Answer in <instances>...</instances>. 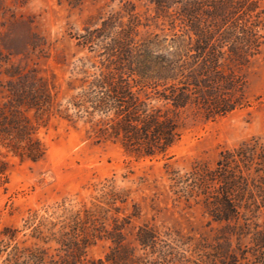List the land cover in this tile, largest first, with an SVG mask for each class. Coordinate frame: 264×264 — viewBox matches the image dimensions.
<instances>
[{
	"label": "rangeland",
	"instance_id": "374dc122",
	"mask_svg": "<svg viewBox=\"0 0 264 264\" xmlns=\"http://www.w3.org/2000/svg\"><path fill=\"white\" fill-rule=\"evenodd\" d=\"M260 6L264 9V0ZM170 22L165 11L146 0H0V102L10 98L7 81L25 74L45 80L55 98L50 111L39 112L36 120L33 111L24 112L34 128L40 126L34 137L45 150L41 159L22 161L0 139V240L6 229L21 230L34 212L44 215L59 206V215L62 208H86L103 223L105 235L116 220L124 241L118 247L97 240L87 248L85 262L112 264L106 260L113 258L117 264H257L249 253L253 245L248 232L255 223L262 227L264 213L257 220L246 215L250 222L239 248L233 237L235 253L219 259L215 251L222 225L212 222L199 199L182 193L173 179L195 164L213 168L223 149L264 138V44L246 72L249 105L213 121L184 114L181 138L164 156H129L111 142L95 143L85 118L77 120L67 107L81 81L106 72L111 58L105 47L112 40L129 32L133 42L156 35L167 44L179 30ZM259 28L264 38V21ZM95 30V45H80L78 38ZM105 185L125 203L105 200ZM140 229L152 231L145 248L136 241ZM28 233L19 232L16 241L26 240ZM4 258L2 254L0 263Z\"/></svg>",
	"mask_w": 264,
	"mask_h": 264
},
{
	"label": "trees",
	"instance_id": "16d2710c",
	"mask_svg": "<svg viewBox=\"0 0 264 264\" xmlns=\"http://www.w3.org/2000/svg\"><path fill=\"white\" fill-rule=\"evenodd\" d=\"M146 1L165 11L178 33L167 44L156 35L133 42L129 32L124 39L112 40L105 47L111 58L106 72L81 81L67 107L77 120L85 118L95 143L111 142L129 156L153 158L166 155L180 140L184 114L213 121L249 105L246 72L264 44L259 28L264 9L260 0ZM96 31L80 36V45H95ZM6 86L10 98L0 102L1 146L22 161L36 162L45 151L34 137L40 126L34 128L24 112L33 111L36 120L39 112L50 111L55 98L45 80L29 74L8 80ZM2 89L0 82V94ZM62 118L70 121L69 116ZM3 167L0 161V175ZM173 180L181 184L182 193L199 199L197 204L203 205L212 222L222 225L215 255L230 257L235 253L232 238L238 244L247 230L246 215L257 220L264 213V138L223 149L213 168L195 164ZM101 191L108 202L125 203L110 186ZM59 209L32 213L21 230L6 229L4 241L0 240V257L5 254L0 264H104L85 262L87 248L102 239L118 247L124 241L116 220L105 235L93 210L62 208L58 215ZM27 230V239L16 241V235ZM150 234L151 230L140 229L137 244L147 247ZM248 234L253 245L250 256L264 264V220L261 228L255 223ZM106 261L117 264L113 258Z\"/></svg>",
	"mask_w": 264,
	"mask_h": 264
}]
</instances>
